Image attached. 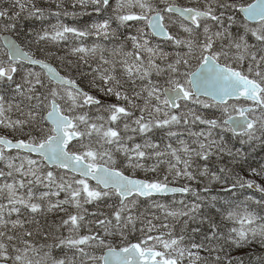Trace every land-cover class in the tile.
Returning <instances> with one entry per match:
<instances>
[{
    "label": "snow or ice",
    "instance_id": "6c2138e0",
    "mask_svg": "<svg viewBox=\"0 0 264 264\" xmlns=\"http://www.w3.org/2000/svg\"><path fill=\"white\" fill-rule=\"evenodd\" d=\"M0 264H264V0H0Z\"/></svg>",
    "mask_w": 264,
    "mask_h": 264
},
{
    "label": "trees",
    "instance_id": "16d2710c",
    "mask_svg": "<svg viewBox=\"0 0 264 264\" xmlns=\"http://www.w3.org/2000/svg\"><path fill=\"white\" fill-rule=\"evenodd\" d=\"M53 63L56 64V66L58 67V64H57L55 61H54ZM244 251H248V250L246 249V250H244ZM240 254L243 255L244 253L241 252Z\"/></svg>",
    "mask_w": 264,
    "mask_h": 264
}]
</instances>
